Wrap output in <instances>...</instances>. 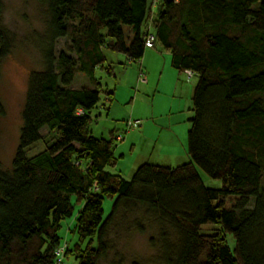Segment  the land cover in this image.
I'll use <instances>...</instances> for the list:
<instances>
[{
  "label": "trees",
  "instance_id": "16d2710c",
  "mask_svg": "<svg viewBox=\"0 0 264 264\" xmlns=\"http://www.w3.org/2000/svg\"><path fill=\"white\" fill-rule=\"evenodd\" d=\"M37 1L47 8L48 37L43 68L28 77L11 169L0 165V264H55L72 196L81 203L73 231L88 243L67 245L63 256L78 255V264L106 258L118 215L137 209L162 226L161 264H264V0H160L148 23L149 0ZM148 32L171 53L174 68L197 77L190 161L143 162L126 179L108 169L117 162L113 138L90 132L100 94L107 97L105 111L113 99L95 71L113 74L104 66L105 48L139 61ZM60 38L66 40L56 51ZM12 46L0 26V66ZM78 74L88 83L74 87ZM4 112L0 101V116ZM44 128L57 132L54 141L26 156ZM195 165L221 186H207ZM105 197L112 204L104 216ZM204 224L215 230L201 232Z\"/></svg>",
  "mask_w": 264,
  "mask_h": 264
},
{
  "label": "rangeland",
  "instance_id": "374dc122",
  "mask_svg": "<svg viewBox=\"0 0 264 264\" xmlns=\"http://www.w3.org/2000/svg\"><path fill=\"white\" fill-rule=\"evenodd\" d=\"M160 0H149L147 23L156 18L157 4ZM150 7V9H149ZM151 12V13H150ZM48 13L45 5L37 0H0V26L6 29L12 38V50L0 66V101L4 107V115L0 116V165L4 171L11 169L12 158L18 144L21 126V110L24 104L25 92L29 74L43 68L42 53L48 37ZM130 27L123 26L125 40H128ZM64 38L56 43V51L63 48ZM150 52L145 59L144 73L147 83L134 82V70L138 63L124 65L126 58L123 53L104 49L106 62L110 64L113 74L108 75L104 68L98 67L95 76L99 79L102 89L113 91L116 86V102H119L118 115L124 119L108 117L105 109L94 108L91 116L90 132L94 137L113 138L114 155L117 157L115 167L108 168L129 179L142 158L145 160L165 162L170 158L171 166L190 161L187 154V130L189 118L193 116L191 94L197 77H188L182 71L170 66V52L159 43L154 48H146ZM153 52V53H152ZM158 54V55H157ZM147 68V69H146ZM133 77V78H132ZM133 80V81H132ZM129 81H132L129 84ZM88 83L83 74H78L73 82L74 87ZM132 84V87L130 85ZM132 97V103H129ZM104 93L100 94V103H106ZM99 112L101 113L99 115ZM93 114V115H92ZM127 120L139 119L144 128V139L137 131L142 127L132 128L126 125ZM42 139L25 149L26 156L31 157L50 145L57 135L55 131L42 129ZM120 135L121 139L117 136ZM147 137V139H145ZM173 153V155H170ZM197 172L207 186L220 187L221 180L209 177L199 166ZM264 182V180H263ZM234 197L226 201L233 203ZM73 214L61 221L59 235L61 242H67L70 248L75 244L84 249L88 240H80L73 231V225L81 203L72 196ZM112 198L105 197L102 203L103 214L110 211ZM140 223V226L138 225ZM69 228V230H68ZM162 226L156 220L145 215L143 209L118 215L116 224L110 230L111 249L106 258L98 264H161V232ZM169 238L175 234L165 226ZM215 227L211 224L201 226V232H212ZM230 249L233 250L234 239L227 234ZM150 237L156 241L150 243ZM96 246V240L92 242ZM79 257L75 254L63 256L61 264H78Z\"/></svg>",
  "mask_w": 264,
  "mask_h": 264
},
{
  "label": "crops",
  "instance_id": "0c3cea01",
  "mask_svg": "<svg viewBox=\"0 0 264 264\" xmlns=\"http://www.w3.org/2000/svg\"><path fill=\"white\" fill-rule=\"evenodd\" d=\"M155 47V43L153 44V46L152 47H148V46H146L145 47V49L146 48H149V49H151V48H154ZM144 49V53H143V56L141 57V59L139 60V61H133V60H130V59H128V58H126V56H125V58H126V61L125 62H121L120 64H122V65H124V64H126V63H131V62H135V63H138V70H134V82H136V84L137 83H142V84H146L147 83V81L146 82H142V81H140L139 80V75H140V73H144L143 71H144V67H145V59L149 56V54H150V52H147V50H145ZM153 53V52H152ZM158 55V54H157ZM170 66L172 67V68H174L172 65H171V53H170ZM147 69V68H146ZM174 69H176V68H174ZM177 70V69H176ZM112 72H113V68H112ZM179 72H182V71H179ZM145 74V73H144ZM114 75V74H113ZM145 76H146V74H145ZM133 78V77H132ZM146 79H147V76H146ZM132 80V81H133ZM132 81H129V84L132 82ZM130 87H132V84L130 85ZM106 91H109V90H106ZM111 92V91H110ZM116 86L113 88V91H112V93H113V99H112V101L110 102V104H109V107H108V110L106 111V114L107 115H109L108 117H111V118H115V119H124V116H120L119 117V115H118V113H119V111L120 112H122V110L120 109V104H119V102H116ZM192 95V94H191ZM105 96V98H104V100L106 101V99H107V97H106V95H104ZM129 103H132V97L130 98V100H129ZM105 104L106 103H103V102H101L100 103V101H99V103L96 105V107L95 108H98L99 109V107H101L99 110L101 111V110H104V107H105ZM101 113L99 112V115H100ZM93 115V114H92ZM97 115L95 114V115H93V116H91V117H96ZM135 120H139V119H135ZM135 120H127V118H126V125L129 127V132H130V130L132 131V128L134 129V128H138V127H142L141 128V131L139 130V131H137V134H139L140 135V138H143L144 139V128H143V125H145V123L147 122V121H145L143 124L140 122V120H139V124L138 125H136V126H129L128 124H127V122L128 121H135ZM117 138L118 139H121V137H120V135H118L117 136ZM145 139H147V137H145ZM170 155H173V153H170ZM142 162H140V163H143V162H150V160H148V158H147V160H145L144 158H142V160H141ZM150 163H156V164H163V165H169V166H171L172 165V163L170 162V158H166V160H165V162H164V160H163V162H160V161H158V160H156V161H152V162H150Z\"/></svg>",
  "mask_w": 264,
  "mask_h": 264
},
{
  "label": "built area",
  "instance_id": "2783aa9c",
  "mask_svg": "<svg viewBox=\"0 0 264 264\" xmlns=\"http://www.w3.org/2000/svg\"><path fill=\"white\" fill-rule=\"evenodd\" d=\"M148 30H149V27H148ZM154 41H155V35L152 32H148L146 37H145V40H144L145 46L152 47L154 44ZM184 72L187 74L188 77L194 76V72L190 69H185ZM139 80L142 82L147 81L144 73H140ZM79 112H81V110H79ZM127 124L129 126H136L139 124V120L128 121ZM67 245H68L67 242H63L55 249V252H54L55 256H56L55 264H61L62 263L64 251L66 250Z\"/></svg>",
  "mask_w": 264,
  "mask_h": 264
},
{
  "label": "water",
  "instance_id": "95a60500",
  "mask_svg": "<svg viewBox=\"0 0 264 264\" xmlns=\"http://www.w3.org/2000/svg\"><path fill=\"white\" fill-rule=\"evenodd\" d=\"M160 6L157 8L159 10Z\"/></svg>",
  "mask_w": 264,
  "mask_h": 264
}]
</instances>
